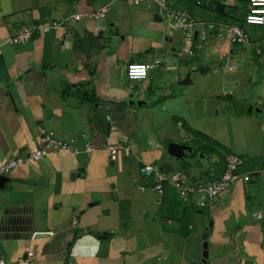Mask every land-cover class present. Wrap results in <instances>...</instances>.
<instances>
[{"label":"crops","instance_id":"crops-1","mask_svg":"<svg viewBox=\"0 0 264 264\" xmlns=\"http://www.w3.org/2000/svg\"><path fill=\"white\" fill-rule=\"evenodd\" d=\"M168 1L175 8H185L191 15L189 7L195 9V17H192L197 29L189 45L190 56L176 55V51L183 49L181 29L153 5L146 8L134 5L131 0L129 4L125 0H0V162L11 156L25 155L35 146L38 136L48 130L62 140L73 141L77 149V153L62 152L36 161L25 160L5 175L0 188V259L5 264H21L19 258L29 250L34 254L30 264H103L110 260L112 264H121V261L130 264L131 260H125V252L135 248L141 252L140 241L155 232V236H166L170 240L166 239L167 245L176 259L169 264H264V202L259 208L253 202L244 201L247 188L242 181L234 190L225 191L222 195L225 199H212L202 206L182 202L176 191L166 188L163 200L157 203L155 197L154 202L161 207L162 224L173 223L175 228L163 225L160 233L151 226L154 219L146 224L138 212L132 210L134 201L118 199L108 189L103 191L102 197L109 204L103 206L101 217L107 216L111 206L116 207L122 219L117 227L100 226L88 219V213L84 216L81 209L84 200L90 201L92 194L97 195L104 188L102 180L113 177L106 173L96 181L89 178L92 170H100L94 164L101 160L97 153L102 151L108 157L103 148L105 140L126 145L131 152L128 139L137 128L133 106L146 105L144 97L153 98L159 91L162 94L152 99L154 103H159L161 97L170 98L167 87L159 86L167 83L164 79L170 78L166 77L169 70L176 71L179 84L186 73H189L190 83L193 82L194 73L201 68L202 71L197 72L202 75V81H196L198 89L202 88L205 94L229 98L223 88L238 79L235 65L247 64L250 60L264 69V59L258 57L261 51L257 48L264 42V24L240 23L248 34L249 41L245 45L227 43L216 36V31L205 27L206 23H211L212 15H225V6L243 14L245 1ZM94 2L100 3L95 5ZM103 5H107L103 20L83 18L66 23L63 25L65 35L56 29L38 33L24 43L6 42V38L23 25L47 23ZM245 47L252 53L245 54ZM202 48L205 60L211 61L208 56L215 57L219 70L208 71L207 65L202 67L198 62L197 53ZM147 56L158 57L159 65L149 69L143 79L128 80L124 75L126 63L141 62ZM245 77L251 81L247 75ZM126 81L136 82L132 90L127 88ZM231 111L236 116L262 115L264 92L253 102L232 100ZM112 112L118 116L111 115ZM173 119L177 125L183 123L198 132L193 135L185 129L192 139L208 137L193 129L183 117ZM85 142L93 150L85 151ZM193 152L192 147V155ZM90 153L96 155L82 157ZM162 159L160 156L157 166L175 168ZM263 167V175L251 164L250 170L246 167L249 173L246 182L254 180L264 186ZM208 171L210 177L218 173ZM93 204L97 202L88 203V207ZM203 206L208 208V214L199 232L207 228L205 258L201 256L202 240L199 235L190 233L192 226L188 221L192 212L201 213ZM74 208L80 210L78 214ZM209 219L211 226H208ZM175 231L182 234L183 240L176 237ZM128 245L131 246L129 251ZM153 252L151 249L146 255L150 257L147 262L157 264V258L152 259Z\"/></svg>","mask_w":264,"mask_h":264},{"label":"rangeland","instance_id":"rangeland-1","mask_svg":"<svg viewBox=\"0 0 264 264\" xmlns=\"http://www.w3.org/2000/svg\"><path fill=\"white\" fill-rule=\"evenodd\" d=\"M125 1L129 4V0ZM217 1L223 3V0ZM229 1V3H237V0ZM100 2H94V4L97 5L96 3ZM202 2H204V0H202ZM225 8V15H212L211 23L221 28V31H216V36L224 38V40L229 43L227 26L230 23H237V19L242 17L240 16L242 12L238 10H228L226 6ZM189 9L193 14L192 16L195 17V9L193 6H190ZM257 48L261 51L258 57L264 59V42ZM245 50V54L252 53L249 47H245ZM197 54V60L202 67H206L207 65L209 67L208 71L215 68L219 70V63L215 57L208 56L211 58V61L207 62L205 60L204 48L199 50ZM175 59L177 58L175 57ZM243 64L245 63H240L238 66L235 65L238 69V73H236L238 79H233L234 83L230 82L224 85L223 93L230 95L229 98L223 95L205 94L202 92V88L198 89L199 86H196V81H202V75L197 73L199 72L198 70L194 73L193 82L191 81L190 84L184 85H179L177 83L176 71L169 70L166 77L170 78L164 79L167 83L162 85V82L159 86L167 87L165 90H168L171 97H161L159 103H154L153 100H155V96L162 94V92L159 91L153 98L144 97V100L147 101L146 105L133 106L135 115L137 116V128L128 139L131 152L127 156L119 152L114 161H110L102 151L97 153L101 160L100 162H94V164H97L100 170L98 171L97 168L92 170L93 175H90L89 178H93L94 181H96L95 179H100V177L106 173V175L113 177L111 179L105 178L102 180L101 183L104 185V188L98 189L99 193L97 195L92 194L89 198L91 199L90 201L86 202L84 200L81 207V209H84V216L88 213V219L90 221H95L103 227L108 225L117 227V225L121 224L122 219L116 207L113 208L111 206L107 216L101 217V215H103V206L107 207L109 204L104 201L102 197L104 195L103 191L108 189L110 190V194L113 196L115 195L118 199L134 201L132 210L135 209L142 218L141 220L146 224H150L152 219H154L151 226L153 229L157 228L159 233L162 232L161 227H163V225H166L168 229L175 228L173 223L162 224L163 222H161L160 218L162 215V212H160L161 207L154 202L155 194L151 191V182L139 173L140 161H142V164L158 165L161 162L160 156L163 158L162 161L171 163L172 166L183 173L182 177L184 182H189L193 178L198 182L207 181L210 177V175L208 176V170L210 169L212 173L219 172L223 166V154L227 152L238 154L245 160V166L248 170H250L249 167L251 164L254 170L259 171L260 175H263L261 166H264V113L257 116L253 114L250 116H236L231 111L232 100L236 102L244 101L245 103L253 102L264 92V69L259 68L256 63L254 64L253 61L250 60L247 61V64ZM246 75L247 78L251 80L250 82L246 79ZM135 83L136 82L133 81H126V86L128 89L130 88V90H132L131 86H134ZM260 87L262 90L259 89ZM111 115L118 116V113L112 112ZM175 116L183 117L193 129L200 130L207 134L208 137L204 139L196 136L192 139V136L185 131L184 127L176 124L173 119ZM171 141L193 147L194 152L192 158L177 160L170 157L165 152V148L166 144ZM144 153L148 154L145 155ZM94 154L96 155V153H90L88 155L82 154V157H92ZM253 159L255 161H252ZM236 182L237 183L231 184L226 190L219 193L211 200L225 199V197L222 198L225 191L227 192L228 189L234 190L237 188L236 186L239 187L242 185L241 181ZM139 186L144 188L143 191L138 190ZM244 186L247 188L244 201H247V203L253 202V205L259 208L263 207V183H256L253 180L252 182H244ZM95 201L97 204L88 207V203H94ZM200 210L201 213L193 211L188 220L189 224L192 226L190 233L199 236H201L202 233L199 232V229H201L200 225L207 220L208 208L203 206ZM74 211H77L78 214L80 210H75L74 208ZM105 212H107V210ZM210 223L211 220L209 219L208 226H211ZM139 230L143 232L141 228ZM156 233L157 232L153 235L147 234V237H144L143 240L140 241L142 245L141 252L137 250V248L129 251L131 246H126L129 252H125L126 254L124 253V256L127 257L125 260L129 259L131 260L130 264H134L137 258L136 262L138 263L150 264V261L147 262V259L150 260V257L148 256L149 258H147L146 255H149L151 249H153L154 256H152V259L156 260V257L158 260L157 264H169L172 263V261L174 262L176 257L174 253L169 251L170 246L167 245L166 241V239L169 240V238L166 236H155ZM174 233L179 240H183L182 234L176 231ZM137 252H140L138 256H136ZM140 256L143 258L141 259ZM109 262L112 264L113 261H103V264H109ZM121 264H123L122 261Z\"/></svg>","mask_w":264,"mask_h":264},{"label":"built area","instance_id":"built-area-1","mask_svg":"<svg viewBox=\"0 0 264 264\" xmlns=\"http://www.w3.org/2000/svg\"><path fill=\"white\" fill-rule=\"evenodd\" d=\"M134 5H141L149 8L150 5L156 7L158 11L169 20H173L181 29V42L183 49L176 51L178 57L192 55V49L189 46L194 39L197 22L192 15L185 9L175 8L168 0H131ZM198 3V1H196ZM107 10V5L100 6L86 13H71L61 19L51 20L47 23H32L23 25L19 30L6 38L10 44H20L30 40L36 34L47 33L51 30H60L62 35L66 34L63 28L64 24H72L83 18L92 20H103ZM244 25H262L264 24V0H246V11L243 16ZM205 27L209 31H221V28L206 23ZM229 42L235 45H245L248 43V35L244 26L239 23H230L227 26ZM187 45V46H186ZM186 46V47H185ZM160 60L155 56H147L144 61H129L124 67V75L128 80H140L147 76L148 70L158 66ZM109 160H115L119 152L125 156L129 154V147L118 142L105 140L103 145ZM85 151L93 150V147L85 142L83 145ZM62 152L77 153L73 141H65L54 135L50 130L41 133L33 148L29 149L25 155L11 156L0 162V176L7 175L12 169L23 164L25 160L36 161L48 155H58ZM244 160L236 153L228 152L223 156V166L217 177L207 179L205 182L191 180L183 181V174L177 169H166L154 164H141L139 173L145 178L151 180V188L155 194L156 202L160 203L164 197L165 189H173L177 197L182 202L202 206L219 193L226 190L236 181L246 182L249 179V173L243 169ZM142 190V187H138ZM32 250L27 251L18 260L21 264H30L33 259ZM0 264H5L0 259Z\"/></svg>","mask_w":264,"mask_h":264},{"label":"water","instance_id":"water-1","mask_svg":"<svg viewBox=\"0 0 264 264\" xmlns=\"http://www.w3.org/2000/svg\"><path fill=\"white\" fill-rule=\"evenodd\" d=\"M219 12H221L220 8H217ZM199 71H202L201 68L199 69ZM190 83V79H189V73H186L184 78L181 79L179 81V84H188ZM165 152L178 160H182V159H187V158H192V147L186 144H181V143H177V142H168L166 144V148H165ZM72 176V173H71ZM5 176H0V188L3 187V182L5 181ZM95 235V234H92ZM206 237H207V228L204 230V232L201 234L200 238L202 240L201 242V256L202 258L206 257V247H207V242H206Z\"/></svg>","mask_w":264,"mask_h":264},{"label":"trees","instance_id":"trees-1","mask_svg":"<svg viewBox=\"0 0 264 264\" xmlns=\"http://www.w3.org/2000/svg\"><path fill=\"white\" fill-rule=\"evenodd\" d=\"M193 1V3H196V1H198V3H201L202 2V0H192ZM243 1H245V10H244V12H243V14H241L240 16H242L240 19H237V23H242L243 24V16H244V13H245V11H246V0H243ZM210 8H212V4L210 5ZM223 14V13H222ZM221 14V15H222ZM219 15V14H218ZM220 15V16H221ZM182 124V127H184L185 129H186V131H188V132H191L193 135H196V134H198V132L197 131H195V130H192V129H190V128H188V127H185V125H183V123H181ZM200 135V134H199ZM245 160H244V165H243V169L245 170L246 169V166H245ZM221 170H222V167H221V169H220V171L216 174V175H214L213 177H209L208 179H212V178H215V177H217L218 176V174L221 172ZM177 201V200H176Z\"/></svg>","mask_w":264,"mask_h":264}]
</instances>
